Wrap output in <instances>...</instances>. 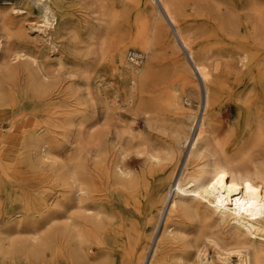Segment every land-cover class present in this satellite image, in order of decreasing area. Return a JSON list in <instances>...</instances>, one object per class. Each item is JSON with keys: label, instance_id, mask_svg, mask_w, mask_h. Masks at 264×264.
I'll return each mask as SVG.
<instances>
[{"label": "bare ground", "instance_id": "6f19581e", "mask_svg": "<svg viewBox=\"0 0 264 264\" xmlns=\"http://www.w3.org/2000/svg\"><path fill=\"white\" fill-rule=\"evenodd\" d=\"M132 1L150 8L147 24L130 40L114 38L109 61L107 36L87 33L88 51L97 38L100 64H111L109 77L104 67L67 69L62 54L79 34L58 12L65 0L13 7L38 14L28 23L8 24L0 11V110L11 108L13 121L35 117L15 154L0 133V264H53L63 255L71 264H264V150L240 155L218 110L224 73L238 84L251 79L250 105L264 109V67L254 71L258 51L240 38L250 27L263 41L264 0L208 1L215 54L185 28L193 12L205 16L199 0ZM6 30L33 51L10 46ZM128 42L150 58L158 45L185 53L178 86L159 103L146 100L150 64L139 67L143 53L134 49L126 56ZM202 92L197 119L191 109ZM127 110L139 111L147 128L137 131Z\"/></svg>", "mask_w": 264, "mask_h": 264}, {"label": "rangeland", "instance_id": "374dc122", "mask_svg": "<svg viewBox=\"0 0 264 264\" xmlns=\"http://www.w3.org/2000/svg\"><path fill=\"white\" fill-rule=\"evenodd\" d=\"M7 1L8 0H0V11L4 10L8 13V18L5 20L6 23L10 24L11 21L19 20L28 23L32 20L39 19L38 14L31 13L30 11L24 13L13 11V7L28 10L25 0H9L11 3L6 5L5 2ZM199 1L204 4L205 16L199 17L197 16L198 12H193L191 19L185 28H187L188 34L197 45L203 46L210 53L215 54L218 49L217 46L219 40L212 36L213 32L211 30L216 28L212 22L214 16L217 18V15H214L210 5L207 4L210 0ZM152 4L157 6L153 1ZM186 6L188 9L190 8L188 4H186ZM223 7L225 8V6H222V16L228 14L223 11ZM149 9V7L144 8V6H138L132 0H65V6L62 9H58V12L63 13L61 18L68 21L71 27L70 29L77 31L79 34V38L71 41L73 47L76 48L70 51L67 50L66 53L63 52L62 54L67 62V69L78 71V73L81 71L88 75V70L97 67H104L105 71H103V73H105L106 77H109V75L113 73V69L109 63H106L105 66L100 64L101 50L99 44L96 43L98 41L97 38L91 39L93 44L89 45L90 50L88 51V31L93 28L95 36L98 37L101 33L107 36L106 44L104 46V55L106 60L109 61L114 53L112 40L114 38L126 40L133 38L137 31L147 24L146 21L148 19ZM116 10H118V18L113 14ZM58 22H60V19ZM237 23L241 26L245 25L242 20ZM0 24H3V20H0ZM167 28L169 34H172L168 25ZM247 30V36L243 34L244 36L241 35L240 38L251 43L253 47L257 49L258 54L256 56V61L260 65L254 70L257 72L264 67V38L263 41H260L259 36L254 34L253 29L249 27ZM4 32L8 35L10 46L15 48L23 47L26 50L33 51L30 44H18L17 38L11 34L10 30ZM31 35L33 39L35 38L34 36L36 33H32ZM54 38L55 34L53 35V39ZM68 38L69 36L67 35L60 38L57 46L62 48L61 42L68 40ZM128 43L129 44L125 47L126 56L134 49L139 53H143L138 63L136 61V64H139V67L146 66L148 63L150 64L148 69V79L142 85L146 100L149 101L150 98H152L155 102L157 101L159 103L167 91L178 86V78L181 69L176 64L182 62L183 58H185V53L180 48L173 53L172 51H167L165 47L158 45L154 55L150 58L147 53H144L143 48L134 45L131 42ZM38 45L42 46L43 44L42 42H38ZM50 54L52 57L60 55L56 50L50 51ZM171 56H174V59L170 58ZM129 58L132 60L131 56H129ZM119 63L118 56H116L115 65H119ZM81 76L76 74V79H82ZM195 79L197 80L196 77ZM221 79L222 84L219 91L220 104L218 110L220 113V119L222 120V132L225 133L230 129L232 134L229 136V141L239 142L237 146L239 149L237 151L240 155L244 157H246L245 154L248 156L258 155L264 150V109H256L250 105L251 103L248 100V94L252 92L254 83L251 79L246 77L242 83L238 84L235 78H233V75L228 76L225 73L221 74ZM198 81L200 82L201 87H203L199 76ZM74 98L75 96L72 94L67 97V106L68 102L74 100ZM184 102L185 106L189 105L186 100ZM66 104H64V108H68L66 107ZM203 105L204 99L202 92L200 100H193L191 115H195L198 119L203 111ZM163 110L165 109H161V111ZM85 113L87 115L86 118H88V108H86ZM125 116L127 121L136 127L137 131L142 128H147V124L139 111L127 110ZM13 119L14 113L11 108L0 110V133L6 140V152L10 154H15V152L19 150L21 140L25 134V129L34 124L35 117L30 114L19 120L13 121ZM187 120L190 121L191 117ZM85 126H88V120L86 121ZM244 128H246L248 132H246L244 138H242L245 131ZM257 138L259 139L258 142H255ZM182 150L186 153L188 150V144L182 146ZM10 158L12 159V155ZM53 264L71 263L69 262V259L63 255Z\"/></svg>", "mask_w": 264, "mask_h": 264}]
</instances>
